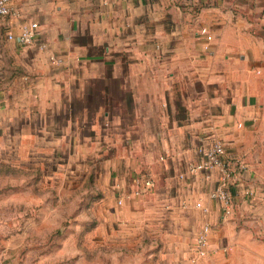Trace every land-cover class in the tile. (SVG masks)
Masks as SVG:
<instances>
[{"label":"crops","instance_id":"obj_1","mask_svg":"<svg viewBox=\"0 0 264 264\" xmlns=\"http://www.w3.org/2000/svg\"><path fill=\"white\" fill-rule=\"evenodd\" d=\"M11 4L17 15L0 16V108H21V139L111 157L124 188L154 179L136 214L183 238L188 256L209 222L199 261L264 264V0ZM24 21L39 24L29 45L8 38ZM207 137L247 162L245 183L257 190L238 195L228 215L211 195L215 173L188 172Z\"/></svg>","mask_w":264,"mask_h":264},{"label":"rangeland","instance_id":"obj_2","mask_svg":"<svg viewBox=\"0 0 264 264\" xmlns=\"http://www.w3.org/2000/svg\"><path fill=\"white\" fill-rule=\"evenodd\" d=\"M20 112L0 108V264L206 263L136 214L135 187L116 183L111 157L69 140H23Z\"/></svg>","mask_w":264,"mask_h":264},{"label":"built area","instance_id":"obj_3","mask_svg":"<svg viewBox=\"0 0 264 264\" xmlns=\"http://www.w3.org/2000/svg\"><path fill=\"white\" fill-rule=\"evenodd\" d=\"M17 13L18 11L11 4V0H0V16L17 15ZM38 26L37 21H24L21 24L20 32L18 34L9 32L8 38L21 45L32 44L36 41ZM203 31L206 29L203 28ZM40 46L45 47V44L40 43ZM195 152L197 157L189 161L188 172L191 174L203 173L207 177H211L215 173L216 185L211 195L218 201L224 214L232 213L238 195L245 197L257 195V190L245 183L244 172L248 169L247 162L240 156L229 154L222 139L207 137L197 145ZM180 177H184V174H180ZM154 186L155 181L151 177L146 175L137 177L136 186L132 192L134 195H142L153 190ZM129 193L131 194V192ZM119 202L122 203L123 198H120ZM195 207L204 212L208 211L203 196H199L195 201ZM210 231L211 224L209 222H204L199 226L195 237L193 262H197L199 258L206 255Z\"/></svg>","mask_w":264,"mask_h":264}]
</instances>
